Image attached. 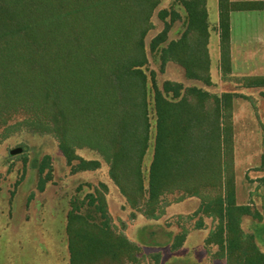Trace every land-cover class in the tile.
Returning a JSON list of instances; mask_svg holds the SVG:
<instances>
[{
  "label": "trees",
  "instance_id": "obj_1",
  "mask_svg": "<svg viewBox=\"0 0 264 264\" xmlns=\"http://www.w3.org/2000/svg\"><path fill=\"white\" fill-rule=\"evenodd\" d=\"M180 1L186 12L181 35L168 41L176 18L172 14L167 20L168 10H160L163 28L151 39L150 50L158 52L161 72L173 61L186 78L211 85L206 1ZM217 1L224 77L230 75L229 13L264 9V1ZM160 2L0 0V121L13 111H27L28 126L54 134L72 171L96 170L103 161L127 205L141 207L146 217H159L166 195L197 197L195 228L205 227L204 217L214 222L204 238L205 246L216 247L213 256L226 264H264L255 236L241 227L244 216L262 221L264 208L237 204L235 197L232 102L237 93H210L171 80L159 88L151 71L155 133L145 177L150 121L144 38ZM235 80L243 87L264 86V76ZM82 148L95 157L80 156ZM37 170L42 191L52 180L49 156L42 157ZM259 181L264 186V177ZM107 191L99 183L83 199L70 200L69 264H138L142 258L141 247L113 226ZM185 237L174 236L171 249ZM152 258L158 264L160 253Z\"/></svg>",
  "mask_w": 264,
  "mask_h": 264
},
{
  "label": "rangeland",
  "instance_id": "obj_2",
  "mask_svg": "<svg viewBox=\"0 0 264 264\" xmlns=\"http://www.w3.org/2000/svg\"><path fill=\"white\" fill-rule=\"evenodd\" d=\"M151 23L153 28L144 38L148 60L144 69L148 75L150 121L149 146L143 159L145 177L152 159L155 133L151 71L155 73V82L159 88L165 80H172L182 83L184 87L196 86L216 94L223 91H239V85L232 76L222 77L220 70L216 69L210 70L211 85L186 78L183 69L174 63L168 62L161 72L158 52H151L149 47L151 39L163 28V23L156 18V9L152 14ZM183 29L184 22L174 23L168 40L174 35V31L181 32ZM256 97H260V101H255L257 118L263 123L264 99L259 93ZM250 107V102L241 98L235 104L236 117L241 123L237 125L234 138L238 151L237 175L240 177L241 173H244L239 198L244 201L249 193V201L262 212L264 186L257 177L261 174L258 170L264 167V162L259 158L262 151L259 141L261 146L264 143V125L257 127L255 123L253 125L250 122L253 117L249 112ZM28 119L29 113L19 109L11 112L6 121H0V264H35L43 257L41 254L55 258L56 262L50 261L51 264H69L68 254L62 253L54 235L58 230L59 233L62 228L64 230L65 223L62 226L61 217L70 209V200L73 197L83 199L99 183L106 184L108 188L106 201L113 226L142 249L143 256L138 264H154L152 255L156 253H160L158 264H226L224 260L213 256L216 252L215 246L203 244V239L209 229L213 228L214 222L204 217L205 227L195 228L200 203L197 197L180 193L166 195L161 199L159 217H146L141 213V207L134 210L127 205L108 177L107 165L103 161L96 170L72 171L73 168L66 163L58 149L54 134L40 128H31L27 124ZM14 149H20V152L12 154L11 150ZM77 152L87 159L95 157L85 148L78 149ZM46 155L50 157L52 165V180L45 184L41 192L37 189V165ZM89 211L90 216L99 221L97 214L93 210ZM82 212L87 214L86 207L82 208ZM241 227L255 236L256 244L264 252V218L257 221L250 216H244ZM182 233L187 235L185 242L179 248L171 249L173 237ZM63 236L66 239L62 233L61 237Z\"/></svg>",
  "mask_w": 264,
  "mask_h": 264
},
{
  "label": "crops",
  "instance_id": "obj_3",
  "mask_svg": "<svg viewBox=\"0 0 264 264\" xmlns=\"http://www.w3.org/2000/svg\"><path fill=\"white\" fill-rule=\"evenodd\" d=\"M205 1H206L205 7L207 11L208 30H209V38H208L207 47H208V53L210 57V70L211 69L220 70V67H219V60H220L219 31L217 28L218 19H219L218 1L217 0H205ZM230 1L237 2V1H264V0H230ZM163 9H166L169 12L168 17L166 18L167 20H170V17L172 16V14L176 18L174 22L171 24V28L176 22H180V23L184 22L186 18V12L180 0H161L160 4L156 7V18H158V12ZM211 16H212V20H210ZM159 21L162 22L160 19ZM171 28L169 32L171 31ZM229 28H230V43H229L230 44V75L229 76H232L234 79L244 77V76H264V9L231 11L229 13ZM169 32H168V35H169ZM181 32L174 31V35L171 38H169L168 41L177 39L181 35ZM164 45L165 43L162 44L161 46H164ZM168 62H170L171 64L173 63L176 64L173 61H168ZM210 76H212L211 73H210ZM237 85H239V83H237ZM238 90L239 91H231L239 95L235 97L232 102L235 197H236L237 204H252V202L249 201V198H250L249 193H247V198L244 201H240V198H239L240 183L242 179L244 178L243 177L244 173L243 174L241 173L240 177H238L237 175V163H238L237 153L238 151H237L236 144H234V138H235V130L237 128V125H240L241 123L238 121L236 117L235 104L237 100H239V98L249 101L251 104L249 112H250V115L254 117V119L252 117L253 121L251 119L250 122L253 123V125L255 123L257 127H259V125L263 126L264 121H262L263 123H261L259 119L257 118L258 113H257V110L255 109V101H260V97L259 98L256 97L258 96V93L264 99V96L262 94V92L264 93V86L243 87L239 85ZM263 130H264V127H263ZM259 143H260V148L262 150L261 153H259V158L260 160H262V162H264V143H262V146H261L260 141ZM258 172L261 173L259 177H257V179L259 180L260 178L264 177V167L258 170ZM67 213L66 215L61 217L62 226L65 223L64 230L62 228L61 233H59V230H58V232L54 235V238L57 239L56 240L57 245L59 246L62 253L66 252L68 254V262H69L68 242H67V236H66ZM199 229H203V228H199ZM62 233L63 235H65L66 239L64 238V236L61 237ZM186 237H185V240H186ZM63 238H64V246H63ZM203 244H204V239H203ZM41 255L43 257L39 258V261L35 264H51L50 261L56 262L55 258L51 259L43 254Z\"/></svg>",
  "mask_w": 264,
  "mask_h": 264
},
{
  "label": "water",
  "instance_id": "obj_4",
  "mask_svg": "<svg viewBox=\"0 0 264 264\" xmlns=\"http://www.w3.org/2000/svg\"><path fill=\"white\" fill-rule=\"evenodd\" d=\"M17 152H20V149H14V150H11V153H12V154L17 153Z\"/></svg>",
  "mask_w": 264,
  "mask_h": 264
}]
</instances>
